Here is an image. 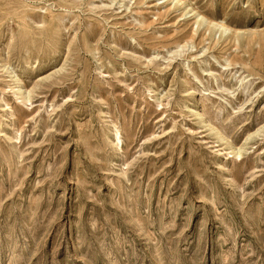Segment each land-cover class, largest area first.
Here are the masks:
<instances>
[{
  "label": "rangeland",
  "instance_id": "obj_1",
  "mask_svg": "<svg viewBox=\"0 0 264 264\" xmlns=\"http://www.w3.org/2000/svg\"><path fill=\"white\" fill-rule=\"evenodd\" d=\"M0 264H264V0H0Z\"/></svg>",
  "mask_w": 264,
  "mask_h": 264
},
{
  "label": "bare ground",
  "instance_id": "obj_2",
  "mask_svg": "<svg viewBox=\"0 0 264 264\" xmlns=\"http://www.w3.org/2000/svg\"><path fill=\"white\" fill-rule=\"evenodd\" d=\"M199 18V17H198ZM200 21H205L204 20V18L202 19V18H200ZM198 23V22H197ZM199 25H201L200 23H199ZM214 27H216V28H218L220 31H223V30H225V31H227L228 29L224 26V25H222V24H220L219 26H214Z\"/></svg>",
  "mask_w": 264,
  "mask_h": 264
}]
</instances>
